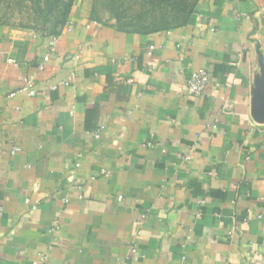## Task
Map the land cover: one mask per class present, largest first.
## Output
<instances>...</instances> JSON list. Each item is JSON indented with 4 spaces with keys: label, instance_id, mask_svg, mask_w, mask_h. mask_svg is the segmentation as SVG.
<instances>
[{
    "label": "crops",
    "instance_id": "0c3cea01",
    "mask_svg": "<svg viewBox=\"0 0 264 264\" xmlns=\"http://www.w3.org/2000/svg\"><path fill=\"white\" fill-rule=\"evenodd\" d=\"M91 8L0 27V264H264V0L152 34Z\"/></svg>",
    "mask_w": 264,
    "mask_h": 264
},
{
    "label": "rangeland",
    "instance_id": "374dc122",
    "mask_svg": "<svg viewBox=\"0 0 264 264\" xmlns=\"http://www.w3.org/2000/svg\"><path fill=\"white\" fill-rule=\"evenodd\" d=\"M62 1L0 0V27L19 26L51 33L61 27ZM73 1L75 5L80 0ZM91 5L93 20L133 30L160 17L158 10L164 3L161 0H91Z\"/></svg>",
    "mask_w": 264,
    "mask_h": 264
},
{
    "label": "trees",
    "instance_id": "16d2710c",
    "mask_svg": "<svg viewBox=\"0 0 264 264\" xmlns=\"http://www.w3.org/2000/svg\"><path fill=\"white\" fill-rule=\"evenodd\" d=\"M161 1H163L164 5H159L160 9L158 10V14H160V17L157 16L155 20L149 22L147 25L137 26V28L133 30L116 28L123 32L152 34L183 27L189 23L199 2V0ZM62 2V14L59 22V25H61L60 28L67 23L74 6L73 0H63ZM60 28L55 29L52 33H56Z\"/></svg>",
    "mask_w": 264,
    "mask_h": 264
},
{
    "label": "built area",
    "instance_id": "2783aa9c",
    "mask_svg": "<svg viewBox=\"0 0 264 264\" xmlns=\"http://www.w3.org/2000/svg\"><path fill=\"white\" fill-rule=\"evenodd\" d=\"M68 31L70 32L72 30L69 28ZM154 49H155V47H151L150 52H152ZM55 50H56V42L51 41L50 51L44 57V62H48L50 60L51 55H52V53L55 52ZM39 69L44 70V66L43 65L40 66ZM209 82H210V74H209V71L207 69L201 68V69L194 71L188 80L187 87H186V94L188 96H191V97H199L200 95L205 93ZM24 83H25V89H26L27 93L30 96L34 95V90H33L34 85H33L32 81L29 79H24ZM151 147H153V146L151 145ZM15 153H16V151L14 152V154ZM77 167H79V165H77ZM122 199H123V197H119L118 201H122ZM56 225H57L56 228L58 229L59 228L58 222H56ZM39 257L40 258L36 261L35 264H45L46 261L48 260L47 256L40 255ZM185 260H186V257H183L181 264H184Z\"/></svg>",
    "mask_w": 264,
    "mask_h": 264
}]
</instances>
